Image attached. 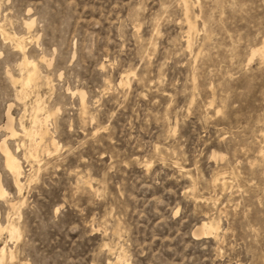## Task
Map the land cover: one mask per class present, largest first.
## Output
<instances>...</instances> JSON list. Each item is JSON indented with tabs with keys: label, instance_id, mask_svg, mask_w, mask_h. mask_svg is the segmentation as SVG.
Instances as JSON below:
<instances>
[{
	"label": "rangeland",
	"instance_id": "374dc122",
	"mask_svg": "<svg viewBox=\"0 0 264 264\" xmlns=\"http://www.w3.org/2000/svg\"><path fill=\"white\" fill-rule=\"evenodd\" d=\"M0 185L3 264H264V0H0Z\"/></svg>",
	"mask_w": 264,
	"mask_h": 264
},
{
	"label": "bare ground",
	"instance_id": "6f19581e",
	"mask_svg": "<svg viewBox=\"0 0 264 264\" xmlns=\"http://www.w3.org/2000/svg\"><path fill=\"white\" fill-rule=\"evenodd\" d=\"M21 38V37H20ZM18 39V38H17ZM19 41V40H18ZM23 43V42H22ZM20 49L23 48V45L21 43H18L17 45ZM27 67H32V69H29V73H28V77H27V80H26V84L34 77L35 73H34V65L33 62H31L30 60L26 61L25 62ZM25 78V77H24ZM34 79V78H33ZM26 86V85H25ZM23 90V89H22ZM36 118V117H35ZM38 119L40 120V118L38 117ZM36 120V119H35ZM36 124H38L36 122ZM35 124V125H36ZM41 125V123H39ZM43 126V125H42ZM22 130L24 132H26V129L24 126H22ZM39 130V129H38ZM10 131L12 134L15 133L14 129L12 128V126L10 127ZM41 131V130H40ZM28 132V130H27ZM39 132V131H38ZM37 132V133H38ZM30 133V132H29ZM36 133V134H37ZM11 134V135H12ZM33 134V133H32ZM2 151H3V154H4V157H5V166L7 168V170L11 173V175H13L14 177V184L15 186L21 190V181H20V178L22 177V166L20 164V161L18 160L17 156L5 145L3 144L2 145ZM4 193V189L2 188V186L0 185V195H2ZM4 229H7L10 234H11V237L12 236H16L18 238V230L17 228L12 224V223H8L7 225L3 226L1 223H0V231L4 230ZM213 229H215L211 223H206V222H203L202 225H201V230L203 233H213ZM11 255V254H10ZM6 256V249L5 247H2L0 249V264H3V260ZM12 256V255H11Z\"/></svg>",
	"mask_w": 264,
	"mask_h": 264
}]
</instances>
